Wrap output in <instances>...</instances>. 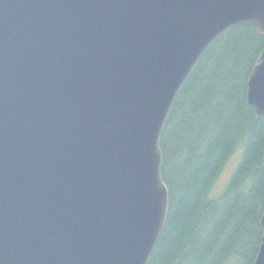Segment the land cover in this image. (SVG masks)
<instances>
[{
  "label": "water",
  "instance_id": "95a60500",
  "mask_svg": "<svg viewBox=\"0 0 264 264\" xmlns=\"http://www.w3.org/2000/svg\"><path fill=\"white\" fill-rule=\"evenodd\" d=\"M241 24L264 35V0H0V264H147L163 125ZM246 99L264 116V48Z\"/></svg>",
  "mask_w": 264,
  "mask_h": 264
},
{
  "label": "trees",
  "instance_id": "16d2710c",
  "mask_svg": "<svg viewBox=\"0 0 264 264\" xmlns=\"http://www.w3.org/2000/svg\"><path fill=\"white\" fill-rule=\"evenodd\" d=\"M263 48L254 26L230 28L179 90L159 137L168 209L147 264H253L262 237L264 116L246 96ZM237 149L227 183L213 193Z\"/></svg>",
  "mask_w": 264,
  "mask_h": 264
},
{
  "label": "rangeland",
  "instance_id": "374dc122",
  "mask_svg": "<svg viewBox=\"0 0 264 264\" xmlns=\"http://www.w3.org/2000/svg\"><path fill=\"white\" fill-rule=\"evenodd\" d=\"M240 154H241V149H237L236 152L231 156L230 160L228 161V163L226 164V166L224 167V169L222 170V172L220 173L219 177L217 178L214 184L213 193H219L223 189V187L228 181V178L232 170L234 169L240 158Z\"/></svg>",
  "mask_w": 264,
  "mask_h": 264
},
{
  "label": "bare ground",
  "instance_id": "6f19581e",
  "mask_svg": "<svg viewBox=\"0 0 264 264\" xmlns=\"http://www.w3.org/2000/svg\"><path fill=\"white\" fill-rule=\"evenodd\" d=\"M162 144V143H161ZM245 146V145H244ZM260 160V159H259ZM254 167V166H253ZM250 169V168H249ZM261 214V213H260ZM261 218V217H260Z\"/></svg>",
  "mask_w": 264,
  "mask_h": 264
}]
</instances>
